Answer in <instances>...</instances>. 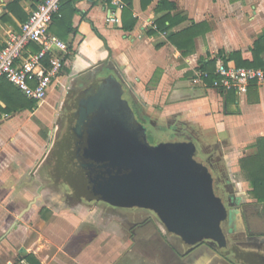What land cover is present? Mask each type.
Wrapping results in <instances>:
<instances>
[{
  "label": "crops",
  "instance_id": "crops-1",
  "mask_svg": "<svg viewBox=\"0 0 264 264\" xmlns=\"http://www.w3.org/2000/svg\"><path fill=\"white\" fill-rule=\"evenodd\" d=\"M14 1L0 0V44L6 32L18 31L43 0H18L17 6L8 8ZM131 3L136 23L124 31L107 21V0H62L60 15L53 17L49 31L67 43L68 53L46 100L22 107L17 97L28 98L14 86L10 91L1 89L0 107L3 96L14 109L0 113V264H30L28 255L40 264H116L132 256L125 250L135 238L113 235L106 247H100L110 234L91 233L90 226L98 227L91 218L97 209L67 207L60 190L49 185L58 170L53 150L63 128L56 122L59 111L68 98L76 99L107 74L117 76L140 111L153 116L155 127H187L197 136L199 131L208 135L207 153L228 171L241 172L239 160L258 154L256 144L264 138V85L224 93L194 78L203 64L215 59L213 71L221 55L241 51L244 58H251L249 50L264 35V0ZM164 15L170 17L166 22L170 28L149 35ZM194 24L199 25L197 35L188 40L189 50L182 54L168 35ZM260 57L264 63V52ZM20 247L25 254L19 253ZM51 248H55L52 254L47 252ZM59 251L65 258L57 255ZM193 264H209V257L203 255Z\"/></svg>",
  "mask_w": 264,
  "mask_h": 264
},
{
  "label": "water",
  "instance_id": "water-1",
  "mask_svg": "<svg viewBox=\"0 0 264 264\" xmlns=\"http://www.w3.org/2000/svg\"><path fill=\"white\" fill-rule=\"evenodd\" d=\"M102 82V90L87 102L92 110L82 136L84 157L98 166L91 168L99 176L96 190L114 205L155 210L167 230L188 243L206 237L222 246L224 210L211 191L207 169L192 159L194 145H148L139 134L144 127L132 123L123 83L111 73Z\"/></svg>",
  "mask_w": 264,
  "mask_h": 264
},
{
  "label": "flooded vegetation",
  "instance_id": "flooded-vegetation-1",
  "mask_svg": "<svg viewBox=\"0 0 264 264\" xmlns=\"http://www.w3.org/2000/svg\"><path fill=\"white\" fill-rule=\"evenodd\" d=\"M91 87V86H89ZM89 87H86L84 91H86ZM83 91V92H84ZM129 96V95H128ZM127 97V95H123V98ZM127 101L131 108L134 110L135 120L133 121L134 126L137 128L140 125L145 126L146 124L154 125L151 119H147L145 114L140 111L139 107L136 105L135 101L131 99V97H127ZM74 99H70L65 103L64 110H67L70 107V103L73 102ZM67 113H64L63 121H60L62 125L65 124V118L67 117ZM158 128V127H157ZM171 129L175 130L177 135H181V129L187 130V135L183 136V139L180 142H189V136L196 141H199V137L195 134V132L187 127H182L178 129L176 127H172ZM201 145V144H200ZM200 150L195 149L192 154V159L202 166H204L210 178L211 191L215 198L222 204L223 207V218L220 219V229L223 235V244H220L210 238L200 237L194 243L186 242L181 236L177 235L176 238L180 244L181 249H179V244H170L167 243V248L163 252V264H193L195 259L200 258L203 255H207L209 257V264H264V250L261 249L260 243H255L254 247H249L244 249L241 247L242 244L248 245L252 243L250 238H253V235H258L249 230L248 219L246 217L247 211L251 209L254 204L246 203L245 193H241L237 188V181L235 179L234 173L227 170L225 165H223L220 161L217 160V157L212 156L210 153H207L208 148L206 145H201ZM72 148V147H71ZM77 150L75 151L80 157V153L82 148L76 143ZM198 151H201L202 154H199ZM72 152V151H71ZM73 154V153H71ZM199 154V155H198ZM73 156V155H72ZM55 162L56 156L54 155ZM69 160V157L63 154V162L62 166L66 163L65 161ZM58 167V166H57ZM63 170L65 176H61L60 169ZM57 168L58 170H54L52 173V177L50 180V186L60 190L61 196L65 199L67 207L70 205H91L96 203V205L100 204L102 207L108 208L107 211L108 216L118 215L122 218L123 213L121 210H133V212L143 211L148 213L147 219L141 224H136L135 222L127 221V229L126 232L129 233V238L133 239V234L135 233V229L142 226L143 224L149 222L156 225L158 222L163 224L161 219L158 217V214L155 210L149 208H143L138 206H119L114 205L108 201L106 202H98L94 200H85L80 195H78L79 190L77 187L72 185L67 175V171L62 167ZM88 172V171H87ZM75 176L78 179H81L82 173L81 171L74 170ZM64 179L66 180H62ZM79 182V181H78ZM235 185V187H233ZM96 189V187H94ZM93 189L88 187L87 190L91 191ZM82 190V189H81ZM137 210V211H135ZM232 219V220H231ZM240 220V226L233 229L231 225L233 224V220ZM239 232L238 234L236 232ZM151 237H154L151 236ZM146 242L153 243L155 241L148 238ZM149 245V244H148ZM152 245V244H151ZM157 246H159L157 244ZM161 251V250H160ZM203 251V252H201Z\"/></svg>",
  "mask_w": 264,
  "mask_h": 264
},
{
  "label": "built area",
  "instance_id": "built-area-1",
  "mask_svg": "<svg viewBox=\"0 0 264 264\" xmlns=\"http://www.w3.org/2000/svg\"><path fill=\"white\" fill-rule=\"evenodd\" d=\"M107 1L110 4L107 21L116 23V10L124 7V0ZM55 15H60V0H43L30 12L18 31L6 32L1 43L0 82L8 81L36 104L46 100L68 53L67 43L49 31ZM31 46L36 49L32 50ZM210 76L213 78L207 82ZM194 82L221 92H245L250 84L264 85V69L237 66L217 57L214 70L198 69Z\"/></svg>",
  "mask_w": 264,
  "mask_h": 264
},
{
  "label": "trees",
  "instance_id": "trees-1",
  "mask_svg": "<svg viewBox=\"0 0 264 264\" xmlns=\"http://www.w3.org/2000/svg\"><path fill=\"white\" fill-rule=\"evenodd\" d=\"M60 0V5H61ZM132 0H124V7L122 9L116 10V24L119 26L120 29L124 31H130L133 29L136 18L132 14ZM147 3H149L151 0H145ZM18 0L12 2L9 4L8 8L12 9L13 7L17 6ZM54 17H57L55 15ZM170 21L169 15H164L160 18H158L155 22V29H150L148 31L149 35H155L158 32H166L170 27L166 25V22ZM199 27L198 24L192 25L189 29H185L178 33H172L168 35V39L172 44H174L179 50L182 51V54H186L188 49V40L191 39V37L197 35L196 29ZM1 48V44H0ZM36 49V48H35ZM34 49V50H35ZM251 54V58H244L243 53L241 51H234L228 54V56L221 55V58L224 61L232 60L234 61L235 65L237 66H244V67H256V68H262L264 69V63L262 58L260 57L262 52H264V35L258 37V39L255 41L254 46L252 49L249 50ZM215 59L209 60L205 64L201 66L202 69H207L212 71L213 63ZM107 75L101 77L97 81H95L91 87H89L86 91L82 92L74 101L71 103V108L69 112L67 113V117L65 118V124L67 130H74V134L72 133L69 135V139L72 140L73 145L71 146L73 150H77L76 143L82 148V136L84 127L88 122L87 116L89 115L90 111L92 109H88L87 102L89 99L95 96L96 92L103 88V82L102 79L106 77ZM212 76H210V79H207V82H211ZM11 87L13 85L9 83L6 80H2L0 82V98H1V89L4 90H11ZM14 88V87H13ZM16 89V88H15ZM17 92H20L19 90H16ZM225 92H231L234 93V90H227L223 91ZM126 93H123L125 95ZM23 95V94H22ZM122 95V98H123ZM127 97L128 94H126ZM24 96V95H23ZM127 97L123 98L125 100H128ZM11 98V97H10ZM13 99V98H12ZM2 100L4 101V107H0V113H9L14 108L9 104V102L2 96ZM17 100L19 101L20 106H29L33 107L36 105V102L27 99V101L22 98L17 97ZM129 104V103H128ZM132 113V123L135 120V112L129 105ZM143 126V125H141ZM145 128L143 130L139 131V134L142 137H145ZM67 134V133H66ZM67 135H65L66 137ZM63 137V138H65ZM103 137V136H102ZM61 136L58 137V139L55 141L54 146L58 147L62 143ZM146 140V137H145ZM147 142V141H146ZM148 144V143H147ZM149 145V144H148ZM151 146V145H150ZM60 147V146H59ZM58 147V148H59ZM256 147L258 148V154L251 157H244L239 160L240 170L241 173H243L244 177L246 178V181L248 182V186L250 188L249 193L251 196L255 199V202L257 204L261 205V213L264 215V138L260 139ZM70 148L67 151H58L56 153V164L63 169L67 171V175L69 177L70 182L72 185L77 187V190H79L78 195H80L85 200H94L98 202H106L107 200L104 199V194L96 190L94 187L97 183L96 180H98L99 176L92 172L95 171V169L98 167L96 163L92 162L90 163L86 158L84 157V149L82 148L80 157L78 154ZM72 151V152H71ZM73 153V154H71ZM63 154L69 157V160L65 161L66 163L62 166L63 162ZM73 155V156H72ZM92 164V166H90ZM90 166V167H89ZM92 168V169H91ZM74 170L81 171L82 175L81 179H78L75 176ZM88 171V172H87ZM88 187L93 189L91 191L87 190ZM82 189V190H81ZM26 260L30 264H40L38 263L33 256L28 255L26 256Z\"/></svg>",
  "mask_w": 264,
  "mask_h": 264
},
{
  "label": "rangeland",
  "instance_id": "rangeland-1",
  "mask_svg": "<svg viewBox=\"0 0 264 264\" xmlns=\"http://www.w3.org/2000/svg\"><path fill=\"white\" fill-rule=\"evenodd\" d=\"M69 99V98H68ZM67 99V100H68ZM132 99V98H131ZM66 100V102H67ZM70 100V99H69ZM133 100V99H132ZM72 103V102H71ZM70 103V105H71ZM65 107V106H64ZM64 108H62L59 111V118L56 120L58 121H63L64 118ZM145 114V113H144ZM147 119L153 120V116L149 114H145ZM150 116V117H149ZM153 118V119H152ZM61 124V123H60ZM145 128V137L146 141L149 145L155 146L159 143H175V142H180V140L183 139L184 135H187V130L185 132V129H181L182 133L181 135H177L175 130L170 129V128H157L154 125H150L149 123L143 126ZM59 128V126H58ZM67 133V134H66ZM74 134V130H67L65 125H63V128L61 132H59L62 140V143L56 147L54 146L53 150V155H57L58 151H67L71 148L74 142L70 140L68 137L71 134ZM200 135L199 141L194 140L189 136L188 141L194 145L195 149L200 150V146L202 144L204 145H210V139L208 135L206 136L203 134L202 131H199ZM65 135H67L65 137ZM65 137V138H63ZM185 137V136H184ZM201 144V145H200ZM199 154H202L201 151H198ZM198 154V155H199ZM54 158V157H53ZM223 164V163H222ZM58 166V165H57ZM59 168V166H58ZM61 176H65L63 170L61 168L59 169ZM235 179L237 181V188L241 193H245L246 198L245 201L246 203H252L254 206L247 211L246 217L248 219V228L250 231L253 233H256L258 235H253V238H250L252 240V243H249L248 245L242 244L241 247L244 249L249 248V247H254L255 243H260L261 244V249L264 250V215L261 213V205L257 204L255 202V199L251 196L249 193L250 188L248 186V182L246 181V178L244 177L243 173L241 172H234ZM62 180H66L63 179ZM235 187V185H233ZM59 192V191H58ZM52 193L54 191L52 190ZM92 208H96L95 213L91 215V218H93L92 222L96 223L98 227L90 226V231L92 234H95L96 230L98 232H101L103 230H106L107 233H109V236H106L102 242H100L99 246L100 247H106V244H108V240L112 238V236H117V239H127L129 238V233L126 232L125 230L127 229V221L129 222H135L136 224L143 223L145 219L150 216L148 213H145L143 211H138V212H133V210H128V209H123L121 212L123 213L122 218H120L118 215H112L108 216L107 211L109 210L108 208L102 207V205L96 203L91 204ZM137 211V210H135ZM232 220V219H231ZM240 220L238 219L237 221L233 220V224L231 227L233 229L237 228V226H240ZM98 228V229H97ZM237 234L239 233L238 231L236 232ZM154 237H151L153 236ZM239 235V234H238ZM135 240L131 244H128L125 253L126 254H132L130 258L127 260L125 259V262L118 261L116 264H163V252L167 248V243L177 245L179 243L178 239L176 238L177 234L174 232L168 231L166 226L164 224H161L158 222L156 225L152 223H145L142 226L138 227L135 229V233L133 234ZM150 238L151 240L155 241L153 243L146 242V240ZM149 244V245H148ZM152 244V245H151ZM157 244L159 246H157ZM179 249H181L180 244H179ZM161 250V251H160ZM140 253V257L137 258V253ZM50 254L55 252V248H51V250L47 251ZM203 252V251H201ZM61 258H65L63 255L62 251H59L57 254ZM134 257V258H133Z\"/></svg>",
  "mask_w": 264,
  "mask_h": 264
}]
</instances>
